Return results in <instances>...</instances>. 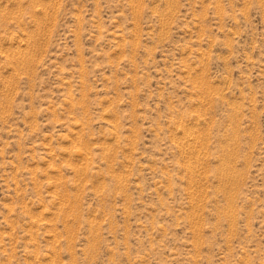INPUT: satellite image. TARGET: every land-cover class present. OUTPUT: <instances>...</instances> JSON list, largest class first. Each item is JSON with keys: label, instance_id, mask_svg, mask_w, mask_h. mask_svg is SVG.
<instances>
[{"label": "rangeland", "instance_id": "1", "mask_svg": "<svg viewBox=\"0 0 264 264\" xmlns=\"http://www.w3.org/2000/svg\"><path fill=\"white\" fill-rule=\"evenodd\" d=\"M0 264H264V0H0Z\"/></svg>", "mask_w": 264, "mask_h": 264}]
</instances>
